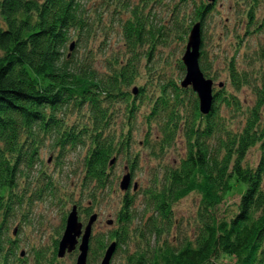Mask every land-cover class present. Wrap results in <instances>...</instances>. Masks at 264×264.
Instances as JSON below:
<instances>
[{"label": "trees", "instance_id": "1", "mask_svg": "<svg viewBox=\"0 0 264 264\" xmlns=\"http://www.w3.org/2000/svg\"><path fill=\"white\" fill-rule=\"evenodd\" d=\"M101 1L106 4V11L111 0ZM117 1L111 6L112 17L119 22L117 33L127 42L132 57L128 61L114 59L119 70L101 76L93 68V49L87 46L96 22L91 18L92 9L97 7L90 10L83 0H0V264H15V258L19 256L17 235L9 236V227L17 217V209L26 203V195L31 189L29 207H33L34 200L46 198L45 194L51 201L59 194V184L51 182L50 177L49 180L42 179L44 174L36 179L37 187L31 182L35 169L42 165L44 149L58 151L56 166L61 169L66 163L64 159L68 160L79 146L84 147L81 192L92 190L87 195L95 201V192L107 187L111 160L116 163L121 153L130 151L133 141L130 134L121 141L105 131L110 129V114L112 118L118 117L113 107L120 101L131 104L129 109H137L134 102L137 98L123 91L135 83L136 66L143 57L147 72L155 71L161 59L155 49L159 43H166L169 33L179 31L177 35L184 41L186 32L201 23L199 66L207 79L218 80V76L211 73L203 51L205 19L209 14L214 15L213 3L180 0L171 8V22L159 31L152 28V9H160L166 0H141L139 5ZM249 1L250 28L258 23L255 11L263 1ZM190 4L194 5L195 17L187 30H183L180 26L186 14L181 8L186 10ZM129 7L133 10L129 19L124 20L122 15L129 13ZM102 19L103 15L97 21L101 23ZM263 28L264 22L258 31ZM241 42L237 44L236 53ZM102 46L100 51L104 49ZM145 46L148 50L139 54V49ZM79 50H83L84 55L81 52L79 55ZM243 58L252 60L257 65V72L242 71L232 61L227 78L236 92L244 87L253 88V83L259 81L255 88L258 102L243 124L236 121L234 124L227 118L221 120L219 116V100L224 98L230 105L234 99V94L224 90V83L214 88L212 110L204 115L197 93L192 87H182L183 80L180 85L168 78L156 81L155 90L159 95L149 120L163 113V146L181 138L188 144L187 157L178 166L169 165L159 179L160 184L155 175L150 182L152 186L142 194L144 202L141 201L139 211L134 207L133 197H125L119 227L103 240L99 236L93 238L92 253L97 250L99 259L106 247L116 243L110 264L119 252L123 253L125 264H264V119L260 112L264 107V42L255 50L250 49ZM111 62L108 60L110 65ZM178 63L186 72L182 59ZM169 88H173L171 93ZM188 92L192 101L186 99ZM239 103L231 105L239 108ZM71 112L85 113L87 120L73 119ZM255 148L259 149L260 159L253 167L245 163ZM135 167L136 160L129 166L133 176ZM21 180L23 183L19 184ZM238 187L239 203L234 209L227 207L229 209L224 208V213L221 212V205ZM191 194L199 198L193 217L195 233L192 238L173 242L169 239L176 224L173 206ZM60 196L61 200L55 206L66 204V197ZM27 215L28 212L23 217ZM152 238L155 239L153 244ZM132 241L135 247L130 251ZM55 246L51 260L46 251L35 250L33 264H61L58 240ZM102 261L97 260L96 264Z\"/></svg>", "mask_w": 264, "mask_h": 264}, {"label": "rangeland", "instance_id": "2", "mask_svg": "<svg viewBox=\"0 0 264 264\" xmlns=\"http://www.w3.org/2000/svg\"><path fill=\"white\" fill-rule=\"evenodd\" d=\"M83 1L87 7H90V10L97 7L96 9H92L94 12L91 18L96 22L95 28L93 29L91 37H89L87 43L88 48L93 49V61L95 62L93 68L97 70L101 76L105 72L111 74L112 71H118L120 67L116 65L115 60L119 61L123 58L125 61H128L131 59L132 55L128 52L127 42L117 33L119 22L112 17L111 6H113L114 2L117 0H111L107 5L109 7L106 11L104 10L106 7L104 1ZM126 1L132 5H139L141 0ZM179 1L180 0H166L167 3L160 9H152V28L155 27L156 30L160 31V27L167 26L172 20L170 17L171 8ZM202 1H204L206 5L213 3L212 8L214 15L211 16V14H209V18L205 19V42L203 51L208 59L211 73L218 76V80H216V82L214 81V88L219 86L220 83H224V90L234 94L235 99L230 101V105L224 101V98L219 100L221 106L219 116L221 120L227 118V120L230 119V121H234V124L235 121L236 123L241 122L243 124L250 115L252 108L258 102L255 88L259 86V81L256 80L253 83V88L244 87L240 92H236L229 84L227 78L232 61L234 66L237 65L242 71L257 72V65H255L252 60H244L243 57L250 49L255 50L258 44L264 42V28L261 31H258L259 25L264 22V0H262L263 4H259L255 11L256 22L258 23L250 28L247 15V12H249V8L251 7L249 0H215L214 2H210L209 0H197V2ZM128 9L129 13L122 15L124 20L129 19V14H131V11L133 10L131 7ZM184 9L185 7H182L181 11L184 15L186 14V18L183 20V25L180 26V28L182 27L183 30H187L190 22H192L195 17L194 5L190 4L186 10ZM145 11L147 12V9H145ZM102 15L103 19L101 23H99L97 18H100ZM97 25H99V28ZM191 30H188L186 35H184V41H182L183 39H179L177 33L180 32L175 30L176 33L172 32L174 34L169 33V36H167L168 34L166 35L167 41L164 45L162 43L157 45L155 51L161 56V59H159L158 63L154 60V64L156 65L157 63L155 71L147 72L144 57L141 59V62L137 64L136 69L138 70V77L135 83L130 85V87L125 88L123 91L127 92V95L130 94L132 98H134V96L137 98L134 100L137 109H129L131 104H125L123 101L118 102V104L113 107V110L118 117L112 118L110 114V129H105L107 133L115 135V137L121 141H125L127 135H132L133 141L129 148L130 151L121 153L114 165H111L110 162L112 170L108 174V185L103 189L104 193L103 190L95 192V195H97L95 196V201H92L91 198H89L90 196L87 195L90 192V189L86 190L85 199L81 200L80 196L84 191L80 194L78 189L76 190L73 188L74 186L82 185L84 178V170L82 168L83 158L86 151V149H83L84 147L79 146L74 153L70 154L68 160L64 159V163H66L61 169L59 166H56L59 155L58 151H52L48 148L43 150L41 153L43 159L42 165L38 167V169H35L34 180L31 182L37 187L38 181L36 179H40L44 174L45 178L42 179L47 180L48 178L49 180L50 177L51 182L55 183V185L59 184V194H57V198L54 201H51L52 199H49V195L45 194L44 196H47L46 198L41 201L34 200L33 207H29L28 203L29 197L31 198L32 188L30 193L26 195V203L22 206L23 208L17 209V217L9 227V236L15 233L16 230L15 235L17 236L15 237V241L19 246L18 255L21 253L25 254V261H22L19 264H33L34 261L32 260L35 258V250L46 251L47 258L51 260L57 240L59 245V242H61L63 238L62 235L66 231L64 219L66 215L71 213V203L80 205V208H83L84 210L88 209V206H90L92 212L98 213L99 220L97 221L94 230V236H99V239L103 240L104 236L119 227V217L123 210L126 195L133 197V200H135L134 207L139 211L140 206H142L141 201L144 199L142 194H145L149 187L152 186L150 182L155 178V175H158L159 178L157 184H160L161 181H159V179L162 174H165L169 165L174 167L178 166L180 162L187 157L188 144L181 138H175L171 144L163 146L162 141L164 139V134L162 129L165 121L162 118L164 114L162 113L151 121L149 120V117L150 111L154 107L153 104L156 102L159 95L155 90L157 86L156 81H163L164 78H168L174 80L176 84L180 85V82L185 77V72L181 70L182 68L178 63V60L182 59L186 52L187 38L189 37ZM246 30H248L249 33H246ZM236 37H240L241 40H237ZM239 42H241V48L239 49V52L236 53L237 44ZM105 43L107 45H105ZM70 44L71 42L68 46ZM100 46L104 48L103 51H100ZM148 48V46L140 48L139 54L145 53ZM80 52L84 55L83 50H79V55ZM110 59L112 65L108 63V60ZM168 91L171 93L173 88H169ZM189 95L190 93L188 92L186 99L192 101V97ZM189 100L187 101L190 102ZM233 102H240L239 105L241 106L235 108L231 105ZM260 112L264 119V107L261 108ZM70 115L73 119L80 117L87 120L85 113L78 114L77 112H71ZM129 122H131L130 124H133L132 128L131 125H128ZM50 157H53L54 161L52 163H48ZM259 159V149L255 148V150L248 155L245 164L254 167L259 163ZM134 160H136V167L133 172L134 176L133 174L131 175L132 187L129 191H123L120 188L121 181L125 175L131 174L129 172V166ZM75 172L77 174H75ZM21 183H23V180L19 181V184ZM135 188H137V192L134 191L136 190ZM61 194L66 197V204L63 206H55V204L61 200ZM67 197H73V200H68ZM239 201L240 188L238 187L234 192L228 195L224 203L221 205L220 211L224 213V208L227 207L234 209V205L238 204ZM90 202H92V205H89ZM198 204L199 198L197 195L191 194L173 206L174 221L176 224L172 229V235L169 237L170 240L173 242H179L185 237H193L196 230L193 217L196 215ZM83 209H79L80 218L78 217V219L85 222L84 224L86 225L91 215L90 217H87L85 215L86 212ZM27 212L28 215L24 218L23 215L25 216V213ZM108 221H112L113 225L108 224ZM58 237H61V241ZM151 241L153 244L155 239L152 238ZM133 245H135L134 241L130 244V248H132L130 251L134 250L135 246L133 247ZM57 249L58 261L61 264L77 263L80 253L78 254L72 251L73 253L71 254L67 251L65 256L60 257V245L59 247L57 246ZM64 257L66 258L64 259ZM98 260L100 262L102 257ZM55 264H58V262ZM89 264H96V262ZM112 264H125L122 252H119V255L114 257Z\"/></svg>", "mask_w": 264, "mask_h": 264}, {"label": "water", "instance_id": "3", "mask_svg": "<svg viewBox=\"0 0 264 264\" xmlns=\"http://www.w3.org/2000/svg\"><path fill=\"white\" fill-rule=\"evenodd\" d=\"M214 2L215 0H209ZM201 48V23H197L193 26L189 42L186 47V52L182 57V62L185 65L186 72L185 77L181 83L182 87H192L193 91L197 93L200 105V111L202 114L207 115L212 110L214 104V82L207 79L202 73L199 66ZM221 86V84H220ZM115 163L113 159L111 165ZM131 186V174L125 175L121 181L120 188L123 191H127ZM136 189V188H135ZM97 219L96 215H93L88 226L85 229L82 237V242L79 247L80 256L78 257L77 264H86L89 252V244L92 234V227ZM111 224V223H110ZM82 225L78 222L77 207H74L67 219L66 231L63 235L60 243L59 256H65L67 251L71 252L75 248L78 238L81 237ZM116 250V243L112 244L105 254V257L101 264H110L113 254Z\"/></svg>", "mask_w": 264, "mask_h": 264}, {"label": "flooded vegetation", "instance_id": "4", "mask_svg": "<svg viewBox=\"0 0 264 264\" xmlns=\"http://www.w3.org/2000/svg\"><path fill=\"white\" fill-rule=\"evenodd\" d=\"M136 93V92H135ZM50 161H49V163L51 162H53L54 160H53V157H50V159H49ZM132 180H133V177H132ZM74 189H78L79 190V193L80 194H82L81 193V189H82V187H81V185H77V186H74L73 187ZM131 189V186H130V188L128 189V191ZM85 190H87V189H85ZM136 190H137V188H136ZM90 192H92V190H90ZM85 194V193H84ZM31 197H32V194H31ZM125 197H127V195L125 196ZM80 199L81 200H84L85 199V196H83V194L80 196ZM79 201V200H78ZM71 205V209H70V212L72 211V209L74 208V207H77V211H78V217L80 218V210H82L83 208H80V205H77V204H70ZM89 205H92V202H90L89 203ZM80 209V210H79ZM88 209L90 210V212H88L87 213V211L85 210V215L87 216V217H90V215H91V217L93 216V215H96L97 216V219H96V221H95V223L93 224V227H92V236H91V240H90V251H89V255H88V258H87V264H89V263H92L93 261L94 262H96L98 259H99V252H97V250H96V253H92L93 251H92V243H93V238H94V230H95V227H96V224H97V221L99 220V215H98V213H95V212H92L91 211V209H90V206H88ZM84 210V209H83ZM68 216L69 215H67V218H68ZM91 217L88 219V223L85 225L84 223L85 222H83V221H81L80 219H78V221H79V223H81V225H82V231H83V233H82V235H81V237H79L78 238V242H77V244H76V246H75V248L73 249V252H76V253H80V249H79V247H80V245H81V242H82V237H83V235H84V232H85V228H86V226L89 224V222H90V219H91ZM113 224V222L112 221H108V224ZM15 233H16V230H15ZM58 239H60V241H61V238H59L58 237ZM60 243L61 242H59V245H60ZM59 245H58V247H59ZM106 250H107V247L105 248V252H103V254H102V259H104V256H105V253H106ZM72 251L70 252L71 254L73 253ZM69 253V254H70ZM98 254V255H97ZM34 260H36L35 258H34ZM34 260H32V261H34ZM15 261H16V263L15 264H19L20 262H22V261H25V254H20L18 257H16L15 258ZM77 264V263H76Z\"/></svg>", "mask_w": 264, "mask_h": 264}]
</instances>
